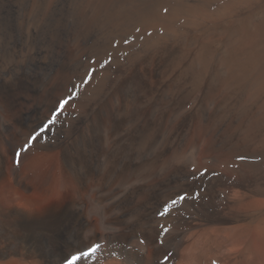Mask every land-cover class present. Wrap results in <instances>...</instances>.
I'll return each mask as SVG.
<instances>
[{"label": "bare ground", "instance_id": "bare-ground-1", "mask_svg": "<svg viewBox=\"0 0 264 264\" xmlns=\"http://www.w3.org/2000/svg\"><path fill=\"white\" fill-rule=\"evenodd\" d=\"M33 154L73 194L0 205V264H264V0H0V181L36 203Z\"/></svg>", "mask_w": 264, "mask_h": 264}, {"label": "rangeland", "instance_id": "rangeland-1", "mask_svg": "<svg viewBox=\"0 0 264 264\" xmlns=\"http://www.w3.org/2000/svg\"><path fill=\"white\" fill-rule=\"evenodd\" d=\"M32 156L35 159H33V161L30 162L31 160H28V159H30L31 157H28L27 159H25L22 162V164L20 166V169L25 168L26 165H27L26 163H28V165H27V168H28L27 171L29 172L28 174H29V176H32V175L35 176L36 175L34 177L36 180L40 179L43 170H50L51 173H56V183H55V186H54L53 193L50 194V195H46V197L45 196L32 195L31 197L33 199H35V201H37V202L36 203L35 202H30V199L26 200V199L22 198L20 195H17L19 193V191H16V193H15L14 192L15 190H12V188L10 186V183L8 182V179L6 177L5 178L6 180L0 181V203H1L0 205L1 206H6L10 202L14 204V202H15V203H17V206H20V207H22V206L23 207L30 206L29 209L41 210L44 207L49 206L50 204H52V203H54L56 201H60L62 199V197H63V194H67V195H72L73 194L72 191H71L70 186L68 187L67 185H65L63 183H60L61 181L58 179L59 178V176H58L59 175V173H58L59 169H56L57 168L56 164L53 163L50 166L48 158L45 157L44 155L33 154ZM27 168H25V171H26ZM37 174H39V175H37ZM11 190H12V192H11ZM4 195H5V197H4ZM8 197H10V198H8ZM40 199H42V200H40ZM262 254L263 253L261 252L260 257H261V259H264V254H263V257L261 256Z\"/></svg>", "mask_w": 264, "mask_h": 264}, {"label": "snow or ice", "instance_id": "snow-or-ice-1", "mask_svg": "<svg viewBox=\"0 0 264 264\" xmlns=\"http://www.w3.org/2000/svg\"><path fill=\"white\" fill-rule=\"evenodd\" d=\"M67 103V101H63L61 107H63V104ZM17 157L19 156V153L16 154ZM17 163H19V160H17ZM187 198V193L179 195L178 196V200H172L170 204H167L163 207V211L160 213L161 216L167 215L169 213L170 208L174 207L175 204L178 201H183ZM165 231H167V229H165ZM95 248L92 249L93 252H95ZM74 260L76 259L75 257L73 258Z\"/></svg>", "mask_w": 264, "mask_h": 264}]
</instances>
